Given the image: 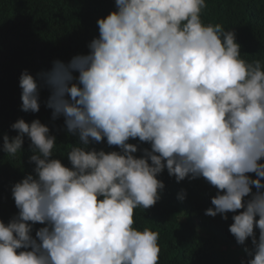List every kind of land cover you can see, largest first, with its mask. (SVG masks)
I'll return each mask as SVG.
<instances>
[{
	"label": "clouds",
	"instance_id": "1",
	"mask_svg": "<svg viewBox=\"0 0 264 264\" xmlns=\"http://www.w3.org/2000/svg\"><path fill=\"white\" fill-rule=\"evenodd\" d=\"M115 4L88 54L20 76L22 111L39 112L48 88L46 106L81 145L68 151L69 168L52 158L56 137L39 119L4 135L13 158L31 140L35 175L12 188L19 212L0 220V264H159L160 233L134 227V214L160 200L165 169L218 190L206 215L243 209L229 231L240 245L252 240L242 264H264V61H246L233 30L203 22L206 0ZM105 138L121 151L88 150ZM135 138L151 144L143 157ZM37 223L46 226L34 237Z\"/></svg>",
	"mask_w": 264,
	"mask_h": 264
},
{
	"label": "trees",
	"instance_id": "2",
	"mask_svg": "<svg viewBox=\"0 0 264 264\" xmlns=\"http://www.w3.org/2000/svg\"><path fill=\"white\" fill-rule=\"evenodd\" d=\"M206 2L208 7L201 14L203 22L220 23L226 31L233 30L246 61H264V0ZM115 10V0H0V220L5 224L19 212L12 188L27 175H35V163L30 161L35 153L27 136L15 158L3 151L4 135H18L11 125L21 118L28 123L39 119L56 137L52 158L60 159L69 168L68 151L81 145L79 136L67 130L64 117L54 119L52 109L46 106L51 95L48 88L40 89L39 112L22 111V72L28 70L36 76L51 70L55 60L67 63L76 55L88 54V45L99 36L97 21ZM128 143L137 145L134 155L138 158L144 156L145 149L151 150V144L139 138L129 139ZM87 147L109 153L121 151L118 146H109L106 138ZM249 175L256 178L255 173ZM158 179L165 184L161 198L147 210H135L134 227L160 233L159 264H242L249 259L244 248L253 247L251 238L246 245H240L229 231L232 217L243 209L229 212L227 220L220 214L208 216L205 212L213 207L211 199L218 190L203 177L177 182L165 169ZM182 194L184 199L179 198ZM45 226L33 225L32 235L35 237L36 231ZM256 235L258 238L259 229Z\"/></svg>",
	"mask_w": 264,
	"mask_h": 264
}]
</instances>
